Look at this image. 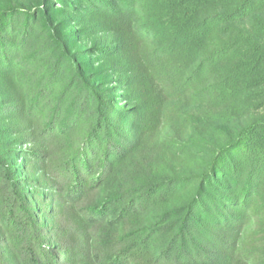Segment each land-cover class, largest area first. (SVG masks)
Instances as JSON below:
<instances>
[{
  "label": "trees",
  "instance_id": "1",
  "mask_svg": "<svg viewBox=\"0 0 264 264\" xmlns=\"http://www.w3.org/2000/svg\"><path fill=\"white\" fill-rule=\"evenodd\" d=\"M0 264H264V0H0Z\"/></svg>",
  "mask_w": 264,
  "mask_h": 264
}]
</instances>
